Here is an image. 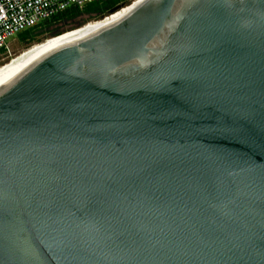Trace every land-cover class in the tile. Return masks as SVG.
<instances>
[{"label": "water", "instance_id": "1", "mask_svg": "<svg viewBox=\"0 0 264 264\" xmlns=\"http://www.w3.org/2000/svg\"><path fill=\"white\" fill-rule=\"evenodd\" d=\"M136 2L0 78V264H264V0Z\"/></svg>", "mask_w": 264, "mask_h": 264}, {"label": "built area", "instance_id": "2", "mask_svg": "<svg viewBox=\"0 0 264 264\" xmlns=\"http://www.w3.org/2000/svg\"><path fill=\"white\" fill-rule=\"evenodd\" d=\"M98 1L100 0H0V63L3 64L0 67L11 62L5 63L11 57V51L5 45L8 38L38 28L67 9L82 10Z\"/></svg>", "mask_w": 264, "mask_h": 264}, {"label": "bare ground", "instance_id": "3", "mask_svg": "<svg viewBox=\"0 0 264 264\" xmlns=\"http://www.w3.org/2000/svg\"><path fill=\"white\" fill-rule=\"evenodd\" d=\"M136 1L137 0H134L133 2H136ZM137 3L138 2L134 3V5H136ZM131 9H132V6L130 8L122 9L118 11L117 13L111 16H108L101 21L89 23L79 29L68 31L59 37L52 38L40 44L33 45L30 49L23 51L17 58L12 59V61L8 63L7 65L0 67V78L4 76L5 74L9 73L10 71L16 69L17 67L21 66L26 61L39 59L46 53L52 51L53 49L59 46L67 44L82 35H85L87 33H90L94 30H97L103 26H106L110 23L117 21L118 19L123 17L125 14H127Z\"/></svg>", "mask_w": 264, "mask_h": 264}, {"label": "rangeland", "instance_id": "4", "mask_svg": "<svg viewBox=\"0 0 264 264\" xmlns=\"http://www.w3.org/2000/svg\"><path fill=\"white\" fill-rule=\"evenodd\" d=\"M133 1L129 0L128 5ZM127 5V6H128ZM98 16V13H81L76 18L60 23L58 25L51 26L49 28H39L33 32V34L25 41L21 34L8 38L5 41L6 47L11 51V57L5 62H9L12 59L17 58L23 51L30 49L33 45L45 42L49 39H52L53 33L56 32H66L69 29H78L89 23L101 21L108 16L101 17L100 20H95ZM5 49V48H4ZM3 49V50H4ZM0 65H3L0 63Z\"/></svg>", "mask_w": 264, "mask_h": 264}, {"label": "trees", "instance_id": "5", "mask_svg": "<svg viewBox=\"0 0 264 264\" xmlns=\"http://www.w3.org/2000/svg\"><path fill=\"white\" fill-rule=\"evenodd\" d=\"M129 0H100L95 3H91L87 6H85L82 10H78L76 8H70L64 11L63 13L51 18L50 20L44 22L43 24L40 25L38 28H34L28 31H25L21 33L22 38L26 41L35 30L39 28H49L54 25H58L63 22L70 21L74 18H76L78 15L81 13H98V16L95 20H100L101 17L103 16H108L111 11L117 10L118 8L125 7L128 5ZM73 29H69L68 31H71ZM66 31V32H68ZM63 34V32H56L53 33L52 37L58 36ZM40 44V43H39Z\"/></svg>", "mask_w": 264, "mask_h": 264}]
</instances>
